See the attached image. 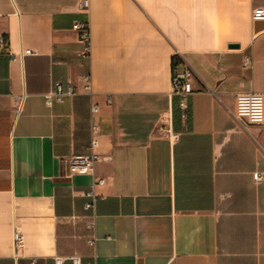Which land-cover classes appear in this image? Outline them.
Here are the masks:
<instances>
[{"label": "crops", "instance_id": "1", "mask_svg": "<svg viewBox=\"0 0 264 264\" xmlns=\"http://www.w3.org/2000/svg\"><path fill=\"white\" fill-rule=\"evenodd\" d=\"M257 7L0 0V264H264V124L236 108L238 94L264 92ZM173 57L191 70L187 109L170 95ZM58 81L79 92L48 106ZM93 125L100 158L75 172Z\"/></svg>", "mask_w": 264, "mask_h": 264}, {"label": "built area", "instance_id": "2", "mask_svg": "<svg viewBox=\"0 0 264 264\" xmlns=\"http://www.w3.org/2000/svg\"><path fill=\"white\" fill-rule=\"evenodd\" d=\"M79 6L82 10H89L91 6V0H79ZM251 18L253 22H264V7H257L252 10ZM74 30L77 33L78 41L83 44V52L85 55H89L91 50L90 44V25L87 20H79L74 24ZM5 38L0 39V43H3ZM25 54H31L32 50H25ZM84 88H91V76H84ZM79 90L76 85L63 84L62 82H54L51 90L46 94V104L52 106L55 102L63 103L66 98L75 96ZM193 93V87L191 82V70L186 68L182 73L173 74L171 85V97H177L179 99V105L182 109L188 108V101ZM236 108L237 115L246 120L250 124H264V92H244L236 96ZM99 111L98 105H93L92 112ZM93 137L91 142L92 151L86 155H78L71 160V166L75 172L92 173L96 162L99 160L100 155L94 151V148L98 145V139L96 133L99 131V127L92 126ZM260 179V177H259ZM103 183V180L100 181ZM85 196L92 198V202L87 204V207L92 209L95 207L97 197L93 190L86 192ZM89 243L94 245L95 238L89 239ZM14 244L18 251L22 250L25 246V238L20 230H16L14 233ZM71 260L73 264H82V258L80 256H72Z\"/></svg>", "mask_w": 264, "mask_h": 264}, {"label": "trees", "instance_id": "3", "mask_svg": "<svg viewBox=\"0 0 264 264\" xmlns=\"http://www.w3.org/2000/svg\"><path fill=\"white\" fill-rule=\"evenodd\" d=\"M180 60H178L176 57H173L172 60V68H173V74L177 72V66L180 64Z\"/></svg>", "mask_w": 264, "mask_h": 264}]
</instances>
